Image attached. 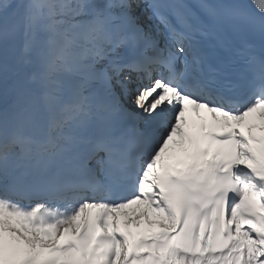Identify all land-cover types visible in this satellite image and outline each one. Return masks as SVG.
I'll return each mask as SVG.
<instances>
[{"label": "snow or ice", "instance_id": "6c2138e0", "mask_svg": "<svg viewBox=\"0 0 264 264\" xmlns=\"http://www.w3.org/2000/svg\"><path fill=\"white\" fill-rule=\"evenodd\" d=\"M0 264H264V0H0Z\"/></svg>", "mask_w": 264, "mask_h": 264}]
</instances>
